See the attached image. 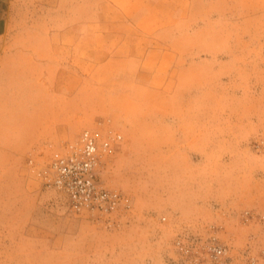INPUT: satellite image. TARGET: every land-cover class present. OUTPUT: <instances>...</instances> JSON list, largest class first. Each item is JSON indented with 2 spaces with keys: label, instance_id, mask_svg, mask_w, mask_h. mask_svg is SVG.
Instances as JSON below:
<instances>
[{
  "label": "rangeland",
  "instance_id": "rangeland-1",
  "mask_svg": "<svg viewBox=\"0 0 264 264\" xmlns=\"http://www.w3.org/2000/svg\"><path fill=\"white\" fill-rule=\"evenodd\" d=\"M258 1L191 0L189 24L178 27L175 42L184 56L180 65L206 56L214 64L186 71L180 94L179 87L158 96L148 91L135 97L148 106L118 105L142 121L123 115L97 127L86 122L99 144L122 136L101 173L131 203L120 225L69 212L65 197L40 176L51 155L37 168L34 216L22 210L15 217V203H0V264H186L175 239L192 238L194 245L210 226L228 246L229 264H264V8ZM96 93L104 102L96 108L108 115L107 90ZM189 114L195 118L190 137L177 131L176 121Z\"/></svg>",
  "mask_w": 264,
  "mask_h": 264
},
{
  "label": "crops",
  "instance_id": "crops-1",
  "mask_svg": "<svg viewBox=\"0 0 264 264\" xmlns=\"http://www.w3.org/2000/svg\"><path fill=\"white\" fill-rule=\"evenodd\" d=\"M191 8V0H0V203H15L13 216L36 214L37 168L87 121L116 122L120 104L150 105L135 98L143 92L180 94L186 71L214 64L206 56L180 65L177 31ZM101 88L108 115L96 108ZM136 116L123 117L144 120ZM193 116L174 128L190 137Z\"/></svg>",
  "mask_w": 264,
  "mask_h": 264
},
{
  "label": "built area",
  "instance_id": "built-area-1",
  "mask_svg": "<svg viewBox=\"0 0 264 264\" xmlns=\"http://www.w3.org/2000/svg\"><path fill=\"white\" fill-rule=\"evenodd\" d=\"M121 140L120 134H113L99 144L90 130H83L75 141L66 142L44 163L40 171L43 185L65 197L70 213L88 215L107 227L119 226L121 219L130 214L131 203L122 192L106 186L101 173ZM181 237L175 239L174 248L184 263L229 264L230 250L212 226L206 236L193 238L194 245L187 241L192 238Z\"/></svg>",
  "mask_w": 264,
  "mask_h": 264
}]
</instances>
